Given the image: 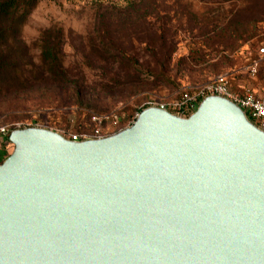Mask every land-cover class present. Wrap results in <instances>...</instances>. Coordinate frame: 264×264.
I'll return each instance as SVG.
<instances>
[{"label":"water","instance_id":"water-1","mask_svg":"<svg viewBox=\"0 0 264 264\" xmlns=\"http://www.w3.org/2000/svg\"><path fill=\"white\" fill-rule=\"evenodd\" d=\"M9 139L0 264H264V130L225 97L101 138Z\"/></svg>","mask_w":264,"mask_h":264},{"label":"rangeland","instance_id":"rangeland-1","mask_svg":"<svg viewBox=\"0 0 264 264\" xmlns=\"http://www.w3.org/2000/svg\"><path fill=\"white\" fill-rule=\"evenodd\" d=\"M47 39L62 51L68 80L35 71L0 83V125L108 136L141 108L174 111L184 91L223 74L233 91L264 95V64L256 77L246 71L248 53L264 44V0H43L13 42L23 69L40 70L31 63Z\"/></svg>","mask_w":264,"mask_h":264},{"label":"trees","instance_id":"trees-1","mask_svg":"<svg viewBox=\"0 0 264 264\" xmlns=\"http://www.w3.org/2000/svg\"><path fill=\"white\" fill-rule=\"evenodd\" d=\"M43 0H0V83L10 85L21 83L22 77L28 73L34 74L35 78H51L55 80H68V70L63 61V53L57 46H52L49 39L46 40V45L42 49L39 58V64L31 63L33 70L26 71L22 65V59H18V50L13 45V42L19 39L22 27L26 23L29 15ZM36 71V72H35ZM81 87L76 89L77 95H82ZM190 91V90H189ZM86 105L88 109H96L92 104ZM147 107L138 110L140 113ZM189 113L187 116L191 115ZM137 118V117H136ZM135 118V120H136ZM134 120V121H135ZM9 125V124H7ZM18 129L17 127H12ZM72 139V136L70 137ZM10 154L0 158L3 162Z\"/></svg>","mask_w":264,"mask_h":264},{"label":"built area","instance_id":"built-area-1","mask_svg":"<svg viewBox=\"0 0 264 264\" xmlns=\"http://www.w3.org/2000/svg\"><path fill=\"white\" fill-rule=\"evenodd\" d=\"M249 54V63L246 71L251 77H256L264 64V44H260L255 49V55L252 52ZM208 96H221L225 97L236 103L245 112L247 117L260 129L264 130V95L258 94L250 89L244 92L233 91L229 75L223 74L214 80L205 83L193 90L184 91L180 98L172 104L174 111L170 110L171 107L167 103L155 104L153 106L160 107L171 111L179 116L186 117L189 113H193L199 104ZM11 125H0V158L5 157L13 151L14 144L10 141L9 135L13 130ZM20 128V127H17ZM104 135L99 129L91 136L82 137L81 135H73L72 139L75 141L101 138Z\"/></svg>","mask_w":264,"mask_h":264}]
</instances>
